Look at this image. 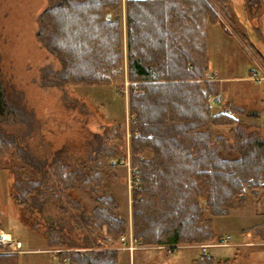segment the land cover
<instances>
[{"label": "trees", "instance_id": "1", "mask_svg": "<svg viewBox=\"0 0 264 264\" xmlns=\"http://www.w3.org/2000/svg\"><path fill=\"white\" fill-rule=\"evenodd\" d=\"M228 5L229 0L125 2L130 151L134 175L139 177L132 192L131 229L141 245L170 250L167 246L212 241L217 237L205 212L210 217L227 215L235 201H244L245 190L256 194L262 187L264 138L246 134L237 119L213 111L208 101L216 87L207 80V30L217 24L233 27ZM38 37L59 61L58 71H48L59 84L123 83L120 0H56L40 14ZM18 112L23 114L0 80V155L16 145L3 125ZM224 126L232 128L230 141L214 133ZM223 152L234 154L223 157ZM110 161L116 165L113 158ZM52 179L63 190L78 188L91 194L95 206L85 224L73 223L99 231L94 236L98 239L81 244L49 242V247L62 249L61 263L118 264L116 246L128 233V223L117 214L119 205L104 187L100 170L90 168L80 175L56 162ZM29 184L21 188L23 198L28 193L38 198L43 186L52 189L43 179ZM248 231L264 240V222ZM211 260L200 256L191 264H214ZM0 264H19L18 255L2 252L0 244Z\"/></svg>", "mask_w": 264, "mask_h": 264}, {"label": "rangeland", "instance_id": "2", "mask_svg": "<svg viewBox=\"0 0 264 264\" xmlns=\"http://www.w3.org/2000/svg\"><path fill=\"white\" fill-rule=\"evenodd\" d=\"M55 1L0 0V80L10 100L23 112H18L12 121L3 125L16 143L9 153L0 155V237L3 238L0 244L5 253L18 255L17 252L23 248H49V242L61 239L81 244L99 238L94 237L99 231L92 233L90 227L82 225L77 228L73 223L80 220L85 224L84 219L95 202L88 192L58 187L59 184L52 179L56 162L80 175L89 173L90 168L99 169L104 187L119 205L117 214L127 221L128 229L132 224V192L137 188L139 177L134 175L130 151L126 0H120L123 83L99 87L59 84L48 72L58 71L60 65L38 37L39 17ZM249 3V12L253 16L259 8L251 0ZM227 26L228 29L223 26L225 30L220 26L208 28L210 54L207 53V80L216 87V93L211 94L215 96V101L209 103L213 111L225 112L237 119L240 129L246 134L264 138V78L249 76L248 70L259 67L258 62L252 59L253 53L244 52L230 40L235 29ZM224 31H228L231 37ZM217 35L222 40L220 44L217 43ZM238 39L242 40V37ZM223 47L227 48L223 54L228 56L230 53L237 62L235 78L220 80L224 76V63L229 75L232 74V68L222 57ZM136 89L134 83L133 93ZM254 113L256 116L250 115ZM231 129L224 126L213 130L230 141ZM98 144L104 148L96 150ZM111 150L113 152L109 154ZM233 154L223 152L222 156L232 157ZM111 158L116 165L111 163ZM96 163L99 167H95ZM39 179L52 189L43 186V194L38 198L33 199V193L23 198L22 186H30V182ZM259 194H264V188L256 189V194L245 190L244 201H235L227 215L210 217L205 212L206 218L212 221L216 237L228 234L236 242L264 241L254 238L248 229H241L264 220V214L255 213L256 207L264 211V196L258 205L254 203ZM17 243L22 246L17 247ZM135 245L137 247L130 254L127 249H121L120 243L117 244L118 264H191L201 253L195 244H176L170 250L163 245H141L137 241ZM262 247L210 248L208 257H212L214 264H264ZM54 249L59 248H51ZM40 255L45 259L47 257L51 264H61L57 257H49L44 252ZM30 261L31 255L24 254L19 264H29Z\"/></svg>", "mask_w": 264, "mask_h": 264}, {"label": "crops", "instance_id": "3", "mask_svg": "<svg viewBox=\"0 0 264 264\" xmlns=\"http://www.w3.org/2000/svg\"><path fill=\"white\" fill-rule=\"evenodd\" d=\"M251 1L252 3H254L255 6H257V8H259V12L253 16H251L249 12V6H250L249 0H229L228 13H229L233 28L235 29V32H233V37L229 35L230 33L228 31H224V34H227L228 32L229 34H227V36L231 37L230 40L234 41L236 45L239 46L240 49L242 48L244 52L246 53L248 52L249 54V51H250L251 53H253L254 57L252 59L258 62L259 67L256 66L257 67L256 69L254 68L249 69L248 73L250 77L256 76V79H260V78H264V0H251ZM215 26H220L225 30L223 25L217 24ZM215 26H209L208 28L215 27ZM219 34L220 33H218V35ZM218 35L216 36L217 43L219 42L220 44L222 40H220V37ZM238 37H242V40L238 39ZM208 39H209V35H208V30H207V49H208L207 52L208 54H210V48L208 46V42H209ZM223 45L224 43L221 44V46ZM226 49H227L226 47H223L222 48L223 51L222 52L220 51L221 54L226 53L225 52ZM222 57L224 58V60L228 62L229 68H232V72H231L232 74L229 75L230 72L227 71V68H225V65L227 66V64L224 63L225 65H222V68L224 69V71H222L224 76H222V78L220 77V80H225V79L227 80V79L235 78L236 75L234 73H235L237 62L235 61L234 57L230 55V53L228 56L223 54ZM262 196H264V194H259L257 198H254L255 200L254 203L256 205L260 203ZM255 213L256 215H260V214H264V211L256 207ZM262 222H264V220L258 223L246 226L245 228H241V229H249L250 227H253ZM217 235H220V234H217ZM20 246H22V244ZM49 250H51V247L49 248L45 247L44 249H39L38 247L23 248L21 252H17L18 259L20 261L21 257L24 254H30L31 261L29 262V264L30 263L32 264L33 263L51 264L50 260H48L47 257L45 259L42 255H40L41 253L44 252L45 254H48L49 257H51V255L54 257H57L58 262L61 263V261L59 260L60 258L59 253H51Z\"/></svg>", "mask_w": 264, "mask_h": 264}, {"label": "built area", "instance_id": "4", "mask_svg": "<svg viewBox=\"0 0 264 264\" xmlns=\"http://www.w3.org/2000/svg\"><path fill=\"white\" fill-rule=\"evenodd\" d=\"M209 102L215 101V96H210L208 97ZM259 184L264 188V178H261L259 180ZM136 185L138 186V180L136 182ZM135 239L132 234V229H128V233L126 235H122L120 237V244H121V249H127L130 251V254L133 253V250L137 247L135 245ZM240 245H245V246H255V245H261L264 246V241H244V242H236L233 240V238L226 234L223 236H219L216 239L209 241V242H204V243H197L194 246L199 248L201 250L200 256L208 257L210 254L208 253V250L210 248H217V247H235V246H240ZM16 246H20L19 243L16 244ZM62 249H54V250H49L50 252H59ZM63 264H67V261H64Z\"/></svg>", "mask_w": 264, "mask_h": 264}, {"label": "water", "instance_id": "5", "mask_svg": "<svg viewBox=\"0 0 264 264\" xmlns=\"http://www.w3.org/2000/svg\"><path fill=\"white\" fill-rule=\"evenodd\" d=\"M110 16H111L110 14H107L106 18L109 19ZM218 99H219V98L217 97V100H218Z\"/></svg>", "mask_w": 264, "mask_h": 264}, {"label": "bare ground", "instance_id": "6", "mask_svg": "<svg viewBox=\"0 0 264 264\" xmlns=\"http://www.w3.org/2000/svg\"><path fill=\"white\" fill-rule=\"evenodd\" d=\"M209 77V76H208ZM216 239V238H215ZM174 245H172V246H167V247H173ZM63 264V263H62Z\"/></svg>", "mask_w": 264, "mask_h": 264}]
</instances>
